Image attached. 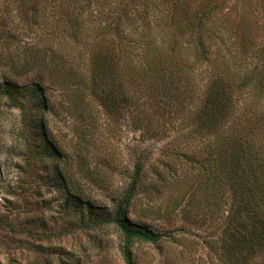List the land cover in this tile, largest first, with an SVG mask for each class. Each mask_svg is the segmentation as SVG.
Instances as JSON below:
<instances>
[{"label":"trees","instance_id":"obj_1","mask_svg":"<svg viewBox=\"0 0 264 264\" xmlns=\"http://www.w3.org/2000/svg\"><path fill=\"white\" fill-rule=\"evenodd\" d=\"M197 75L206 78L201 86ZM55 90L70 114L87 94L148 138L184 130L198 141L177 156L194 172L185 179L216 212L227 201L209 250L220 264H264V0H0V115L18 111L16 149L26 170L65 156L45 119ZM75 130L78 171L100 183L82 150L88 137ZM144 163L135 159L110 208L78 196L63 204L74 209L70 228L115 229L124 264H136V243L158 247L169 236L129 216L137 192L151 200L169 179L185 180L168 162L171 178L156 170L147 177ZM193 191L145 211L170 223L176 210L193 207ZM0 226L29 232L4 217Z\"/></svg>","mask_w":264,"mask_h":264},{"label":"rangeland","instance_id":"obj_2","mask_svg":"<svg viewBox=\"0 0 264 264\" xmlns=\"http://www.w3.org/2000/svg\"><path fill=\"white\" fill-rule=\"evenodd\" d=\"M199 85L206 82L197 75ZM53 110L45 115L47 128L65 156L61 160L44 159L42 163L32 161L25 169L24 158L18 156L15 139L19 114L13 109L0 115V217L20 223L26 229L11 234L0 226V264H124L117 245L119 237L112 227L95 230H75L68 225L72 219V205L64 207L66 199L90 200L99 206L111 207L129 181V174L138 156L145 160L147 177L154 171L163 172L171 178L164 165H173L172 172L180 180L193 175V170L178 155L192 149L197 150L198 141L187 139L184 130H172L165 137L148 138L134 129L128 120H112L89 96L84 95L76 113L71 114L59 102L67 103L59 91L49 92ZM65 100V101H64ZM84 116L83 119L78 115ZM88 137L87 162L96 177L102 182L89 181L77 168V130ZM87 149V151H86ZM81 150V149H80ZM82 152V151H81ZM60 169L57 174L56 169ZM55 179V180H54ZM162 194L149 200L137 192L129 208V216L147 223L153 230L166 236L158 247L138 242L133 248L136 264H220L209 250L207 241L217 240L223 218L227 213V201H220L219 210L207 201L203 193L194 189L188 178L179 184L169 179ZM184 190H179L180 188ZM191 190V191H190ZM192 192L193 207L176 210L171 222L158 214L145 211L171 200L178 193ZM204 198V199H203ZM183 200L181 207L185 204ZM214 202V201H213ZM145 212V216L143 213ZM172 237H171V236ZM62 252V253H60ZM64 263L62 262V260Z\"/></svg>","mask_w":264,"mask_h":264}]
</instances>
